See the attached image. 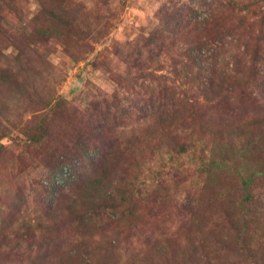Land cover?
Instances as JSON below:
<instances>
[{"label": "trees", "instance_id": "16d2710c", "mask_svg": "<svg viewBox=\"0 0 264 264\" xmlns=\"http://www.w3.org/2000/svg\"><path fill=\"white\" fill-rule=\"evenodd\" d=\"M88 1L96 20L70 0H35L26 11L22 0H0V29L14 31L7 40L23 44L18 54L56 38L113 86L80 109L59 93L64 75L26 102L40 114L22 124L29 157L14 169H37L36 199L24 198L37 207L5 216L0 264H264V0H224L195 24L192 4L168 0L124 54L96 44L117 28L123 8L111 3L126 0ZM224 34L239 36L238 51L220 61L211 49ZM13 65L0 67L9 88L20 81ZM191 149L197 168L150 173L161 153ZM89 151L98 155L84 158ZM67 163L80 171L58 186ZM195 177L202 184L184 187Z\"/></svg>", "mask_w": 264, "mask_h": 264}, {"label": "rangeland", "instance_id": "374dc122", "mask_svg": "<svg viewBox=\"0 0 264 264\" xmlns=\"http://www.w3.org/2000/svg\"><path fill=\"white\" fill-rule=\"evenodd\" d=\"M82 1L86 2V0H70V6L75 12L77 11V13H80L85 20H89L90 18L96 20L95 15L89 12L92 3L88 1L85 5ZM167 1L168 0H126L124 3H119V1H115L113 4L111 3V6L116 9L121 6L123 8L122 14L120 18L115 21L117 28L114 29L106 39L97 43L96 48L101 50L102 48L114 50L117 47L121 48V54L126 53L128 48L127 46L124 47V43L126 41L135 42L137 38L141 37L143 32L147 31V28L155 25L158 21L156 17L158 10L162 8ZM223 1L224 0H180V3L184 2L187 5L188 3L192 4L193 8L198 10L197 14L192 15L190 19L193 24H195L197 21L208 16L216 7L222 6ZM22 3L24 11L28 10L26 4L32 9L37 6L35 0H22ZM225 11L230 14V18L232 17L234 22L238 20L239 15L232 12L230 13L228 7L225 8ZM6 12L7 11L4 9L0 11V14ZM102 14H106L105 10ZM107 15L105 19L102 18L101 20L103 21V25L106 23L105 20H108ZM222 20L225 21V18ZM101 21H99V25ZM28 26V30L32 32V25L28 24ZM10 28L9 26H4L0 29V67L6 66L9 62H12L14 64L13 72L20 75V79H18L20 81L19 85L15 88H9L8 86L0 84V136H2L1 141L5 145L0 155V224L14 206L20 209L22 208V211L25 209L31 211L37 207L36 201L30 204L24 200L26 197V200L29 199L32 201L33 198L36 199V190L31 182L37 176V169L29 168L27 172L19 174H17L18 172L14 169V164L18 157L24 159L29 157L27 155V150H24V148L22 149L23 145L19 143V139H25L24 133L22 132L23 130L21 129L22 124L26 122L27 125V120L40 114L39 112L26 111V102L29 100L30 96L39 93L44 84L54 87L59 81V78L65 75V79L58 87L59 93L65 98L73 100L76 107L84 109L89 104L92 93L109 94L113 88L112 82H108L105 79L101 70L92 67L85 69V62L71 61L57 44L58 40L56 38H51L48 44H43L42 42H37L36 44L31 43L34 49H32V52L30 51V56L29 53L25 54L24 52L23 54H18L20 51L16 46L20 47L23 44L20 41L14 40L15 42L13 43V41L9 42L7 40L9 36L14 35V31L12 32ZM239 32L246 33L244 30ZM238 38L239 36L236 34H224L223 38L217 40L212 46L211 53H213L214 56L219 55V60L223 61L224 57H230L233 52L238 51ZM31 77L34 78V80L30 84ZM24 80H28L27 84L20 86V83ZM138 88L140 95L144 96L145 100H149L147 88L142 84L139 85ZM90 90H92V92H90ZM196 145L200 146L201 143L198 142ZM198 153L192 149L184 155H172L171 153L163 152L155 157L149 171L152 173L158 170L169 171L179 169L182 170V172H186V170L189 172L190 169L197 168V164L201 161V157H199ZM97 155L98 154L89 151L84 154V158L91 159L95 158ZM76 160L80 159L76 158ZM65 166L72 169V174L78 175L80 169L75 167V163H67ZM66 172L61 170L56 172L54 175L55 177H53L56 185L61 186L65 184V182L59 183L56 181V176H58V178H63L64 176L65 180L67 177L65 175L69 177L71 175L70 170L66 169ZM147 174H149L148 171ZM165 175L166 174H164V176ZM185 184L184 187H188L189 185L199 186L202 183L201 179L195 177L190 178ZM55 192L56 191H53L52 195H54ZM182 196L186 199V195L182 194Z\"/></svg>", "mask_w": 264, "mask_h": 264}, {"label": "built area", "instance_id": "2783aa9c", "mask_svg": "<svg viewBox=\"0 0 264 264\" xmlns=\"http://www.w3.org/2000/svg\"><path fill=\"white\" fill-rule=\"evenodd\" d=\"M66 169H67V170H70V171H71V175H73V174H72V169L68 168L67 166H64L63 169H62L61 171L66 172ZM66 174H67V172H66ZM71 175H70V176H71ZM65 176H68V175H65ZM56 181H58L59 183H64V182H65V180H64V176H63V178H58V176H56Z\"/></svg>", "mask_w": 264, "mask_h": 264}]
</instances>
